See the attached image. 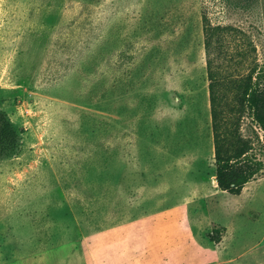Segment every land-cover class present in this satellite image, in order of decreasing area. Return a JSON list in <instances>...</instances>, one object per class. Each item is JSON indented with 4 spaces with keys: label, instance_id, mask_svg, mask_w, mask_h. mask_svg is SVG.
Masks as SVG:
<instances>
[{
    "label": "rangeland",
    "instance_id": "374dc122",
    "mask_svg": "<svg viewBox=\"0 0 264 264\" xmlns=\"http://www.w3.org/2000/svg\"><path fill=\"white\" fill-rule=\"evenodd\" d=\"M209 56L264 82V0H0V264H264V172L215 184Z\"/></svg>",
    "mask_w": 264,
    "mask_h": 264
},
{
    "label": "trees",
    "instance_id": "16d2710c",
    "mask_svg": "<svg viewBox=\"0 0 264 264\" xmlns=\"http://www.w3.org/2000/svg\"><path fill=\"white\" fill-rule=\"evenodd\" d=\"M205 47L207 53L215 45L217 29L204 18ZM208 58V76L211 99L212 127L214 133L216 181L218 188L232 194H240L249 181L264 172V160L253 153L252 137L242 133L243 117L248 114L252 121L264 132V82L255 70L247 75L229 78L221 76ZM259 75V73H258ZM229 90V91H228ZM231 99H227L228 92ZM18 131L5 111L0 109V153L11 154L18 143ZM212 240L220 241L221 229L218 227L211 235Z\"/></svg>",
    "mask_w": 264,
    "mask_h": 264
},
{
    "label": "crops",
    "instance_id": "0c3cea01",
    "mask_svg": "<svg viewBox=\"0 0 264 264\" xmlns=\"http://www.w3.org/2000/svg\"><path fill=\"white\" fill-rule=\"evenodd\" d=\"M255 180V179H254ZM254 180H252V181H254ZM252 181H249L248 183H246V185L244 186V188L248 185V184H250ZM243 188V189H244ZM243 191V190H242ZM240 194H242V192L240 193ZM240 194H237V195H239L240 196Z\"/></svg>",
    "mask_w": 264,
    "mask_h": 264
},
{
    "label": "bare ground",
    "instance_id": "6f19581e",
    "mask_svg": "<svg viewBox=\"0 0 264 264\" xmlns=\"http://www.w3.org/2000/svg\"><path fill=\"white\" fill-rule=\"evenodd\" d=\"M215 184H216V186L218 187V183H217V181H215Z\"/></svg>",
    "mask_w": 264,
    "mask_h": 264
}]
</instances>
